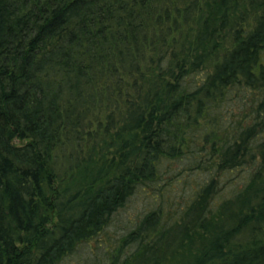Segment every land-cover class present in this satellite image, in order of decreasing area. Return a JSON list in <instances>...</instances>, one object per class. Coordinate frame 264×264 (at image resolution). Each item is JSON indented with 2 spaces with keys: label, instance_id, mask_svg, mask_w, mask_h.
Segmentation results:
<instances>
[{
  "label": "trees",
  "instance_id": "trees-1",
  "mask_svg": "<svg viewBox=\"0 0 264 264\" xmlns=\"http://www.w3.org/2000/svg\"><path fill=\"white\" fill-rule=\"evenodd\" d=\"M141 186L110 264H264V0H0V264H61Z\"/></svg>",
  "mask_w": 264,
  "mask_h": 264
},
{
  "label": "rangeland",
  "instance_id": "rangeland-1",
  "mask_svg": "<svg viewBox=\"0 0 264 264\" xmlns=\"http://www.w3.org/2000/svg\"><path fill=\"white\" fill-rule=\"evenodd\" d=\"M189 174L190 179L188 182L186 180L179 182L177 179L175 180L173 187L176 192L193 193V189L196 186L194 178L199 179L202 174L198 169H193ZM248 174L247 169H242L236 172L235 178L232 180H229L226 176H222L220 194L223 197H227L231 189L234 188L232 185L236 182L242 183L247 180ZM155 195L156 192L152 191L151 188L139 187L128 202L114 213L111 222L100 235L83 244L74 253L66 257L61 264H110L112 257L114 254H117L119 247L120 255L122 256L132 251L135 245H127L128 242L124 243L123 238L136 229L144 216L152 209L151 204H153L152 200ZM222 196H216L215 200L222 198ZM215 202L219 203L217 200ZM155 260H159L156 262L159 263L161 259L154 258L151 264H155ZM174 264H180V262Z\"/></svg>",
  "mask_w": 264,
  "mask_h": 264
}]
</instances>
